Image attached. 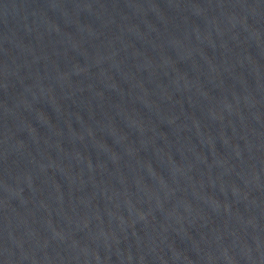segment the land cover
<instances>
[{"label": "water", "instance_id": "1", "mask_svg": "<svg viewBox=\"0 0 264 264\" xmlns=\"http://www.w3.org/2000/svg\"><path fill=\"white\" fill-rule=\"evenodd\" d=\"M0 264H264V0H0Z\"/></svg>", "mask_w": 264, "mask_h": 264}]
</instances>
